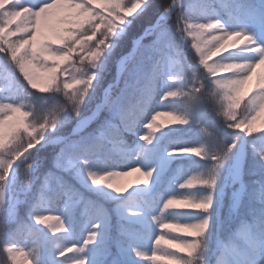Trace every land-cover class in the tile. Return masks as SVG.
<instances>
[{
    "label": "trees",
    "instance_id": "trees-1",
    "mask_svg": "<svg viewBox=\"0 0 264 264\" xmlns=\"http://www.w3.org/2000/svg\"><path fill=\"white\" fill-rule=\"evenodd\" d=\"M159 1L106 0L100 6L93 5L92 16L83 20L80 27L65 28L58 41L49 39L31 48L29 53L34 58L37 70L56 69L54 76L36 89L28 84L9 50V46L17 48L19 53L25 49L23 32L15 24V13L6 3L0 8V78L5 81L0 93L16 91L17 104L23 105L20 113H13L9 118L6 128L0 127V165L14 161L16 151H22V146L27 143L31 129L39 131L48 122L58 120L55 129L44 131V139L17 171L12 184L13 199L0 216V223L6 225L5 231L0 233V264H13L5 252L7 245L23 248L28 239L34 245L29 253L34 256L35 264H72L75 260L86 258L84 248L83 251L73 249L72 252H66L65 256H60L63 248L77 246L76 240H73L74 232L81 230V223L85 218L90 222L94 221L90 223L92 227L99 224L100 229L97 239L91 245L94 253L91 264H109L114 255L120 257L122 264H141L134 249L138 247L143 252L148 246L149 238L157 229V220L153 217H157L164 202L173 195L191 194L204 198L211 194L213 200L207 210L172 208L164 211L167 217L180 223L209 219L208 228L199 238L200 247L191 258L192 264L199 263L206 236L214 231L211 213L215 212L222 195L227 164L240 144L236 138L239 129L231 127V121L224 115L226 101L223 91L215 84V77H225L227 73L215 70L213 77L200 63L193 38L186 34L184 40L181 30L172 20L178 9L163 26L157 27L153 34L145 36L141 41L148 43L165 30L154 48V54L149 55L144 60V65L136 71L126 70L120 83L110 93L116 101L115 108L111 111L102 110L83 131L69 137L65 143L75 146L68 151L65 150L64 143L41 146L55 136L68 135L79 119L74 118L70 109L65 110L64 103L69 101L76 109V102L85 96L92 83L93 87L85 98L82 117L100 102L106 86L115 82L119 56L131 49L128 47L129 39L141 35L171 2L164 0L155 8ZM237 1L245 4L254 2L190 0L187 3V16L200 13V3L210 7L212 2L211 6H216L221 14L228 17ZM262 9L264 10V5ZM167 55L181 57L182 60L170 66ZM223 55L236 57L234 50L229 48L212 57L209 62ZM137 56L138 54L133 56L132 62ZM59 57L63 59H57ZM88 66L95 68L93 70L98 73L97 79L91 76ZM205 77H208L206 83ZM35 82L42 83L38 78ZM65 82L72 83L73 88L66 89ZM204 83V90L209 93V97L204 95ZM256 85L247 86V95L257 90ZM168 91H178L181 94L163 99ZM156 111L162 113L157 118V124H161L163 128L153 134L151 142H147L142 138L149 131L145 125ZM172 111L185 116L188 122L169 124L168 113ZM239 111V118H243L246 115L243 113V103ZM23 112L29 114L23 117L24 122L30 125L29 130L5 145V140L9 141L12 135L13 121L21 118ZM121 114L126 116L123 122ZM109 122L116 124L118 128H111ZM210 124L216 129L218 136L214 141L204 131ZM253 128L252 133H246L245 145L241 147L246 155L242 176L245 183L243 199L231 214L228 211L229 202L225 198L220 243H212L206 256L208 262L205 264H242L246 258L250 260L264 251L259 249L254 253L248 252L247 257L230 251L235 245L241 253L246 252L245 241L237 237L236 233L243 221L252 223L254 214L264 209V201L259 198L260 189L264 187V160L260 156L264 152V111L259 112ZM220 130L223 133H219ZM231 132L234 133L227 135ZM233 144L235 147L227 151ZM191 147H203L204 155L178 151ZM213 155H221L222 159L217 170L215 190L207 185L193 189L179 186L192 174L207 176L217 163L212 159ZM69 160L72 162L71 167H68ZM30 163H34L35 168L27 172L26 167ZM136 166L141 167L142 172L154 170L148 185L132 183L137 179V172L129 174V168ZM89 170H114L121 173L113 177V182L127 191L118 194L106 185H93L87 176ZM186 171L189 173L186 174ZM0 173H4L3 168H0ZM139 176L141 180L144 179L141 173ZM65 188H69L72 195L68 202L65 200ZM88 197L92 200L89 204L86 202ZM38 203H41L39 207L42 209L39 214L62 216L67 231L52 233L47 226L38 224L34 219ZM96 206L100 208L99 218H95ZM13 208L14 218L9 220L8 212ZM69 222L72 223L74 232L69 231ZM51 223L55 224L56 221L52 220ZM169 232L172 235H166ZM162 235H165V241H162L158 264H168L161 257L166 255V251L179 252V249L166 241H170L175 235H180L176 237L180 239L188 237L171 229H162ZM211 248H214L213 252ZM17 259L23 264L19 253Z\"/></svg>",
    "mask_w": 264,
    "mask_h": 264
},
{
    "label": "snow or ice",
    "instance_id": "snow-or-ice-1",
    "mask_svg": "<svg viewBox=\"0 0 264 264\" xmlns=\"http://www.w3.org/2000/svg\"><path fill=\"white\" fill-rule=\"evenodd\" d=\"M179 0H171L169 5L166 8V11H171L172 5L177 4ZM49 3L47 2L40 4L38 9H45V5ZM50 9H45L42 15V21L40 29L37 31L35 37H33L34 45L39 46V44L46 39L51 38L50 29L48 25V16L50 15ZM180 21H182V26L180 28L182 34L186 33L188 37H192L194 44L193 46L196 48V51L199 53L200 56V63L205 67L207 72L211 74V76H215V70H219L220 72H225L227 75L225 77H215V84L216 86L223 91V98L226 101V108L224 111V115L231 121L230 126L236 129H242L246 133H252L254 131L253 123L257 119L259 112L264 111V73H261L260 79L256 85V91L253 92L251 95H247V85L252 79L253 74L259 68L260 65L264 64V46L259 48V58L253 62H230V63H221L217 60L209 62L212 57L217 56V53H223L226 49H233L238 46H247L249 43H245L246 40L251 39V37L246 34L244 31H218V29L222 28V22L220 20H212L210 23H202L199 21H194L191 17L185 18L180 16ZM211 30L213 31V40H220L219 46L216 47L213 51L209 52L207 42H202L201 37L205 34L206 31ZM152 33H146V35H151ZM237 37H243L237 41ZM162 38L161 35H158L154 40L150 43H142L140 40L136 41L137 47L133 49V53L130 54V58L136 54H144L149 49L153 48L157 45L159 40ZM3 43L7 44V41ZM23 47V44L20 45ZM9 50L11 52L12 59L16 61L18 68L21 73H23L24 77H26L28 84L31 85L33 89L40 88L43 86V82L49 81V79L54 76L56 73L55 68H49L47 70L41 71L40 69L37 70L35 66L31 64V61L25 58V55H21L19 50L13 46H9ZM57 59H63L59 57ZM233 68L236 69L235 71H227V69ZM123 70V66H122ZM98 75V73H97ZM96 75V79H97ZM39 79L42 83H36V79ZM93 87V83L91 88ZM66 89H72L73 85L70 82H65ZM88 88L86 90L85 96L76 102V110L80 111L83 104L85 103V98L89 94ZM147 91V90H146ZM178 91H168L165 93L163 99H167L168 97H175L180 95ZM247 96V99L245 97ZM243 103V113L246 115L243 118H239L241 115L240 109L241 104ZM116 106V101L113 100L110 94L105 95L104 100L101 104L97 106V112L102 110H113ZM23 105L20 104H9L5 105L4 109H7L8 112L11 113H20ZM4 113H0V122L5 124L4 120ZM29 114L27 112H23L21 114V118L16 119L13 121L11 128H12V135L9 141L5 140V145L11 143L15 140L22 132L29 130L30 125L24 122L23 117H27ZM162 113L156 111L155 114L151 116L150 121L145 125V127L149 130L142 138L147 141L151 142L154 138V133L158 130L163 128L161 124H157V118L161 116ZM170 117L168 123L169 124H185L187 123V119L185 116L172 111L168 113ZM126 118L124 114L120 115V119L123 120ZM11 119V118H10ZM90 119V118H89ZM58 120H52L43 126L42 130L31 129L29 133V139L27 143L22 146V151L17 150L15 155L16 158H20L24 153L28 152L30 149L38 145L42 139H44V131L47 129H55L57 127ZM87 121H83V124H86ZM109 126L111 128H118V126L112 122H109ZM104 132H101V137H103ZM235 147V145L229 146L227 151H230L231 148ZM180 152H187L193 153L198 156H202L205 153V149L203 147H191V148H184L179 149ZM223 155V154H221ZM221 155H213L212 159L215 160L217 163L213 165L212 170L209 171L207 176L202 174L196 173L189 176L182 184L179 186L181 188H188L193 189L198 186L207 185L210 188L215 190L216 185V177H217V170L219 166L222 164ZM261 160H264V152L260 154ZM13 161H9L7 165H0V168L4 169V173H0V182L6 179V175L12 169ZM58 166H60L58 161ZM72 166V162L68 161V167ZM32 166L31 164L28 165L30 169ZM153 169H149L142 172V168L139 166L129 168V174L132 172L141 173L144 179L137 178L132 183L135 185L144 184L148 185L151 181V177L153 175ZM114 170L106 171V172H97L89 170L87 173L88 178L91 180L93 185H106L108 188L114 190L118 194H122L126 189H122L121 187L117 186L113 182V177L120 175ZM242 170H238L234 179L233 183H239L240 188L232 193L233 196V207H239L241 201L244 196V183L242 178ZM48 187V182H45V188ZM43 195V194H42ZM262 201H264V187L260 189V197ZM5 199V192L3 185L0 184V201H4ZM213 196L210 194L204 198H197L191 194H184V195H173L169 197L163 204L162 211H166L172 208H188V209H209L212 203ZM15 209H11L8 214L14 213ZM131 209L129 212L131 213ZM34 219L38 224H42L47 226L52 233L58 232H65L67 231L65 221L62 216L53 217L51 215H44V214H36ZM154 220H158L160 229H171L175 233H183L187 239H178L175 235L174 238L170 241H166L170 246L177 247L179 252L177 251H166V255L161 257L168 262V264H192V257L197 252L200 247V237L204 234L206 229L209 226V219L204 218L199 220L198 222L192 223H180L177 221H167L164 219L163 216L153 217ZM55 220L56 223L52 224L51 221ZM99 224L93 225V228H98ZM6 229V225L4 223H0V233H3ZM166 235H172V232L167 233ZM237 237L243 238L245 244L247 245L246 252L241 253L240 250L233 245L230 249L232 252L240 253L241 255H245L247 257L248 252H256L259 249H264V209L260 210L259 213H255L253 217V222L249 223L247 221H243L236 233ZM98 236L97 231H89L87 234V238L84 241V246L93 243ZM161 241H165V235H159L155 239L156 245H159ZM73 249L75 251H83V248H77L76 245L72 247H65L60 252V256H65L66 252H72ZM137 256H145L147 253L140 251L139 249H134ZM5 252L8 254V258L10 259L13 264H20V261L17 259V254L24 255V250L22 248H18L16 245H7L5 247ZM181 253H186L187 255H181ZM28 255H30L28 253ZM150 260L157 259L155 251L153 254L148 257ZM32 261H28L27 264H32ZM72 264H87V258H81L72 262ZM244 264H255V261L245 259Z\"/></svg>",
    "mask_w": 264,
    "mask_h": 264
},
{
    "label": "rangeland",
    "instance_id": "rangeland-1",
    "mask_svg": "<svg viewBox=\"0 0 264 264\" xmlns=\"http://www.w3.org/2000/svg\"><path fill=\"white\" fill-rule=\"evenodd\" d=\"M106 0H49V3L45 5V9H50V15L48 16V25L50 29V34L51 38L58 41L60 39V35L62 31L65 28L68 27H80L82 24L83 20H87L92 16V11H93V5H102ZM190 0H187L186 3L182 5V7L178 8V10L175 13V17L172 18L173 22L177 25V28L180 30V26H182V21H180V16H183L185 18L191 17L194 21H199L202 23H208L209 21L212 20H220L222 22V28L218 29V31H244L246 34H248L251 39H248L245 41V43H249L247 46H238L236 48H233L234 52L236 53V57L228 56V55H223L221 57L216 58L218 62L221 63H230V62H253L259 58V48L264 46V10H262V5L264 4V0H253V3H243L242 1H237V3L234 5V9L229 13L228 17L225 18L223 14H221L216 6H211L210 7L207 4H199L200 7V13L197 15H192L190 14L187 16V3H189ZM227 1V0H225ZM47 2V0H0V8L3 7V5L6 3L9 5L10 10L15 13V24L21 29L23 32L22 34V39L25 44V49L20 53L21 55H25V58L29 61H31V64L35 66V61L34 58L31 56L29 53V50L33 48L34 41L33 37L36 36L37 31L40 29L41 26V21H42V15L43 11L45 9H38L37 7L40 6V4ZM160 2H164V0H160L157 3V6L155 5V8H157L160 5ZM231 3H234V0H231ZM173 15V14H172ZM164 25V24H163ZM162 24L159 25L158 27L163 26ZM162 36L165 34V30L161 31ZM160 33V35H161ZM183 39H186V33H183ZM137 37H133L129 39L128 41V47H132L135 44V41L137 40ZM243 37H237V41L239 39H242ZM49 39L43 40L42 42H46ZM201 40L205 41V35H203ZM153 40V39H152ZM152 40H149L148 43H150ZM154 48L149 49L146 51L144 54H138L136 57V60L132 62L131 58L130 60H127L126 68L124 72L127 71H136L140 67L144 65V60L148 59L149 55L154 54ZM126 54L130 52V50ZM124 55H120L117 64H116V72L118 71V65L120 64V61ZM130 54L128 55V58ZM182 60L181 57H175V56H170L167 55V62L168 65H173L175 62H180ZM16 66L18 67L17 63ZM19 69V68H18ZM232 71H235L236 69L229 68ZM123 72V74H124ZM261 73H264V64L260 65L259 68L256 70V72L253 74L251 81L249 82V85L252 84H257ZM122 74V76H123ZM121 76V77H122ZM205 76V75H204ZM204 82L206 83V80L208 77H205ZM121 80V79H120ZM4 79L0 78V89L3 88L4 86ZM120 83V82H119ZM204 83L203 85V91L204 95L209 97V93L204 90V87L206 88V84ZM114 85V84H113ZM112 85V86H113ZM209 86H207L208 88ZM113 90L116 88V84L112 87ZM110 85H107L104 92H103V97L100 100L99 103H101L104 98L106 93L108 94V90L110 91ZM112 93V91H110ZM109 92V93H110ZM17 92L12 91L8 93H0V113H4V120L5 124L3 125L2 122H0V127L1 128H6L7 127V122L9 118L12 116L13 113L8 112L7 109H4L5 105L9 104H17ZM98 103V104H99ZM87 125V124H86ZM85 125V126H86ZM83 126L80 128L82 130L85 128ZM83 131V130H82ZM205 133L207 137L214 141L216 139L217 133L216 129L210 124L205 128ZM80 132L74 134L73 136L79 134ZM219 133H223L221 130ZM234 132H231V135ZM246 132L242 129H239V135H237L236 138L239 139V146L236 149L234 153L231 154L229 162L227 158V171H226V181H225V186L222 185V195L220 196L218 203H217V208L215 212L213 211L211 213V221L213 223V229H214V234L213 232L211 235L206 236V239L204 241V244L202 246V251H201V257L199 258L200 261L197 264H205L208 262V259L206 260V256L208 255L210 246L212 243L219 244L220 242V226H221V221L224 217L225 213V198L227 197V201L229 202V208L228 211L232 214L234 213L235 209L233 207V196L232 193L237 191L240 188L239 183H233V179L237 173L238 170H244V164H245V152L241 149L243 145H245V138H246ZM68 140V139H67ZM67 140H63V143L66 144L65 150L68 151L71 147H74L75 145H71L70 143L67 144L65 143ZM64 150V151H65ZM31 168L29 169L28 166L26 167V171L30 172L35 168L34 163H30ZM29 165V164H28ZM137 178H141L139 176V173H137ZM243 178V177H242ZM6 180V179H5ZM244 183V180H243ZM224 184V183H223ZM244 189H245V183H244ZM40 202V201H39ZM41 203H38L39 207ZM163 207H161L158 211L157 217L163 216L165 220L167 221H175L174 219H171L166 216L165 212L162 211ZM42 209L39 207L36 211V214L40 213ZM9 213V212H8ZM227 214V212H226ZM8 219L11 220L14 218V213L8 214ZM159 221L157 220V225L159 226ZM82 225L84 227L85 225V230L79 234V237L82 239L83 243L87 238V234L89 231H96L97 229L90 228L88 227V222L84 220L82 222ZM160 228V227H159ZM69 231H72V226L69 224ZM160 235L159 230H155L148 249L145 251L147 255L145 256H138L140 261L143 264H158L159 260V249L161 247V243L159 245H156L155 239L157 236ZM173 238H171L172 240ZM179 239V238H178ZM218 239V240H217ZM81 242H79L80 244ZM33 245H27V247L22 248L24 250V255H20L22 258L23 264H27L28 261H32V264H35V258L33 255L29 253L30 248H32ZM216 247V246H215ZM212 249V248H211ZM214 248L211 250L213 252ZM153 251H155L157 259L155 260H150L148 257L153 254ZM211 252V253H212ZM28 253L30 255H28ZM210 254V253H209ZM85 255L87 258V264L92 260L93 254L90 252L87 247L85 248ZM264 251L261 253L258 257H253L250 260L255 261V264H264ZM110 264H122L121 260L117 256H113L111 259ZM244 264V263H243Z\"/></svg>",
    "mask_w": 264,
    "mask_h": 264
},
{
    "label": "water",
    "instance_id": "water-1",
    "mask_svg": "<svg viewBox=\"0 0 264 264\" xmlns=\"http://www.w3.org/2000/svg\"><path fill=\"white\" fill-rule=\"evenodd\" d=\"M186 0H179V2L177 4H174L172 5V9L171 11H166V9L163 11V13L158 17V19L156 20V22L154 23V25L152 26L153 28H156L159 24H161V20L163 19H167L171 16L172 12L179 6H182L183 3L185 2ZM152 33V31H149ZM148 32V33H149ZM145 35L142 34L137 40H140L143 36ZM136 40V41H137ZM136 41H135V44L133 46V49L137 47L136 45ZM133 49L131 50V54L133 53ZM128 59L127 55H125L123 57V59L121 60L120 64H119V67H118V77H117V82L119 81L121 75H122V66H123V69L125 68V61ZM111 91V90H110ZM102 103V102H101ZM99 103V104H101ZM98 104V105H99ZM97 106L92 110V112H90L87 116L83 117L82 119H80L77 123V125L75 126V128L73 129V131L69 134H74L77 132V130H80V128H82L83 126H85L86 124H89L91 122V120L93 119V117L97 114ZM90 118V119H89ZM87 121L86 124H83V121ZM68 136H57V137H53L51 140H49L47 143H51V142H61L63 140H65ZM36 147V146H35ZM33 147L32 149H30L28 152L24 153L20 158H16L13 165H12V169L10 170V172L8 173L7 175V178H6V181L7 179L10 177L12 182H13V178H14V174L17 172V169L25 162V160L27 159V157L30 155L31 151L35 148ZM6 181L4 182L3 184V187L6 185ZM9 192H11V187L9 188ZM9 198L11 199V194L9 196ZM5 209V207L3 206L1 209H0V215L1 213L3 212V210Z\"/></svg>",
    "mask_w": 264,
    "mask_h": 264
},
{
    "label": "clouds",
    "instance_id": "clouds-1",
    "mask_svg": "<svg viewBox=\"0 0 264 264\" xmlns=\"http://www.w3.org/2000/svg\"><path fill=\"white\" fill-rule=\"evenodd\" d=\"M211 21H209L208 23H210ZM205 42H207V44H208V50H209V52H211V51H213L216 47H218L219 46V43H220V40L219 39H217V40H213V35H214V33H213V31H211V30H208V31H206L205 32ZM227 50V49H226ZM220 53H217V55H219ZM89 67V71L91 72V76L93 77V78H96V75H97V72L96 71H94L93 69H95V68H93V67H91V66H88ZM65 104V110L66 109H70L71 110V112L72 113H74V118H81L82 117V115H83V106H82V108H81V110L80 111H77L72 105H71V103L69 102V101H67L66 103H64ZM84 105V104H83Z\"/></svg>",
    "mask_w": 264,
    "mask_h": 264
},
{
    "label": "bare ground",
    "instance_id": "bare-ground-1",
    "mask_svg": "<svg viewBox=\"0 0 264 264\" xmlns=\"http://www.w3.org/2000/svg\"><path fill=\"white\" fill-rule=\"evenodd\" d=\"M12 184V180L11 178L9 177L6 181V185L3 187L4 188V192H5V199L4 201H0V209L3 207V205L5 204L7 198H8V195H9V188Z\"/></svg>",
    "mask_w": 264,
    "mask_h": 264
}]
</instances>
